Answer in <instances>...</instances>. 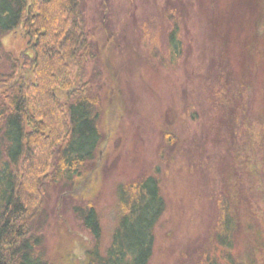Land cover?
<instances>
[{
	"label": "rangeland",
	"instance_id": "1",
	"mask_svg": "<svg viewBox=\"0 0 264 264\" xmlns=\"http://www.w3.org/2000/svg\"><path fill=\"white\" fill-rule=\"evenodd\" d=\"M261 10L264 0H87V34L101 54L85 66L88 76L98 64L104 74L93 86L104 101L103 144L86 178L75 182L72 199L65 203L59 186L48 190V259L86 264L93 238L76 207L83 209L80 215L90 205L98 210L102 248H107L122 185L147 174L156 175L167 200L149 264L220 258L224 250L215 228L226 214L233 210L249 223L250 211L264 209V200L259 201L264 190V39H254L252 32ZM173 11L182 43L176 60L166 53ZM3 38L4 49L17 59L31 52L22 30ZM225 63L244 90L235 89L238 103L231 89H218L226 102L220 114L213 109L212 90ZM236 118L252 124L239 142L241 119L232 122ZM169 133L173 140L166 138ZM226 162L234 167L232 177ZM230 184L238 193L232 208L225 204ZM242 227L235 238L238 253L247 241Z\"/></svg>",
	"mask_w": 264,
	"mask_h": 264
},
{
	"label": "trees",
	"instance_id": "2",
	"mask_svg": "<svg viewBox=\"0 0 264 264\" xmlns=\"http://www.w3.org/2000/svg\"><path fill=\"white\" fill-rule=\"evenodd\" d=\"M86 6L87 0H0V264H57L48 259L45 250L48 217L44 205L48 190L59 186V194L66 193L65 203L72 199L75 182L86 178L103 144L100 117L104 101L99 93H94L93 86L103 81L104 74L98 64L88 76L85 66L88 58L99 59L101 49L87 34ZM171 17L166 53L176 60L182 53V43L178 15L174 12ZM255 23L252 32L257 38H253L262 40V10ZM17 30L28 38L31 51L18 59L4 49L3 42V37ZM219 69L222 72L214 82L217 84L212 90V105L214 111L222 114L225 92L218 89L228 87L239 103L235 89L244 90V83L234 82L228 63ZM238 119L239 142L245 139V129L252 124L242 118L232 122ZM172 135L165 136L173 140ZM231 164L226 162L232 177ZM261 177L264 179V175ZM225 194V204L232 208V199L238 197L235 187L228 185ZM259 198L264 200L262 189ZM165 199L156 175L147 174L122 185L114 212L116 227L105 249L98 210L90 205L80 215L83 209L76 207V215L83 217V225L93 238L85 263H151L156 227L167 211ZM233 212L230 210L215 228L224 255L209 256L198 264H263L264 209L258 206V210L249 212L253 221L243 222L247 241L241 253L235 252V238L243 223Z\"/></svg>",
	"mask_w": 264,
	"mask_h": 264
}]
</instances>
